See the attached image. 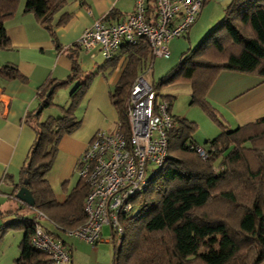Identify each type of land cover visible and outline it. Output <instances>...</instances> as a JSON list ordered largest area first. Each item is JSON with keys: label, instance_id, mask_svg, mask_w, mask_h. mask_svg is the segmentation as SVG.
<instances>
[{"label": "trees", "instance_id": "16d2710c", "mask_svg": "<svg viewBox=\"0 0 264 264\" xmlns=\"http://www.w3.org/2000/svg\"><path fill=\"white\" fill-rule=\"evenodd\" d=\"M19 2L0 0V49L9 47L4 25L14 17ZM24 2V12L48 28L64 0ZM149 8L153 11L152 6ZM120 48L127 60L111 102L124 132L128 90L137 73L154 59L143 39ZM223 70L264 78V0H231L222 20L152 84L157 96L168 101L169 110L172 98L160 94L159 89L175 83L187 84L190 104L200 107L220 132L201 145L208 155L202 160L194 149L199 146L194 140L196 124L172 115L174 125L167 132L165 163L135 197L133 212L120 218L122 243L117 248L113 245L112 264H264V117L234 130L222 125L205 93ZM0 75L23 79L12 66L2 67ZM76 76L77 67L73 65L71 77ZM60 85L49 82L40 88V109L52 105L47 96L49 87ZM86 87L87 82L77 85L70 95V105L60 117L34 125L36 138L20 171V187H26L34 200L30 209L42 213L45 218L41 219L53 230L42 225L35 215H16L14 220L2 223L0 241L11 229L23 232L13 264H50L45 254L31 246L35 222L64 244L58 231L66 233L85 220L87 185L79 179L66 201L59 205L45 176L60 138L78 126L73 112ZM228 217L234 220L232 225Z\"/></svg>", "mask_w": 264, "mask_h": 264}, {"label": "crops", "instance_id": "0c3cea01", "mask_svg": "<svg viewBox=\"0 0 264 264\" xmlns=\"http://www.w3.org/2000/svg\"><path fill=\"white\" fill-rule=\"evenodd\" d=\"M21 1L14 17L4 25L9 47L0 49V69L12 66L23 77L21 80L6 79L0 75V225L14 220L16 215L34 217L30 207L15 199L20 188L21 168L36 138L34 125L60 117L63 109L70 105V95L78 84L87 82L73 112L78 126L60 138L52 166L45 176L57 204H63L78 184L79 177L74 178L78 161L95 133L116 131L119 120L111 94L123 72L126 54L119 48L107 61L97 51H85L76 42L96 20L118 23L133 9V0H64L62 7L52 15L49 27L45 28L32 14L24 12L25 2L21 4ZM203 13L202 8L196 22L182 37L188 43H198L205 35L206 30L200 35L201 28L196 29L197 23L206 22ZM174 40L168 43L170 55L178 53L179 43ZM73 65L77 67L74 78L71 77ZM150 69L147 65L146 70ZM49 82L61 85L49 87L47 93L51 90L48 96L52 105L40 109L39 91ZM170 85L165 95L172 98L171 115L179 117L181 112L174 107L176 92L182 89L185 96H189L190 88L185 83ZM171 88L174 91L169 90ZM205 99L228 130L255 123L264 117V78L251 73L220 71L207 89ZM204 114L195 117L200 118L201 123L180 115L182 119L198 123L199 127L200 124L205 126V130L200 127L203 143L194 135L195 142L202 145L220 132L219 126L209 124ZM64 245L70 253V264H73L72 248L65 241Z\"/></svg>", "mask_w": 264, "mask_h": 264}, {"label": "built area", "instance_id": "2783aa9c", "mask_svg": "<svg viewBox=\"0 0 264 264\" xmlns=\"http://www.w3.org/2000/svg\"><path fill=\"white\" fill-rule=\"evenodd\" d=\"M205 1L133 0L130 14L118 23L96 20L83 31L76 45L110 60L122 44L136 45L143 39L153 59H167L168 43L187 34ZM151 6L153 11L149 10ZM124 108L125 131L121 123L114 132L97 131L77 165V175L88 187L85 220L66 233L91 246L101 242L104 227L120 242V218L133 212L135 197L146 189L167 157V132L174 125L169 103L157 96L144 74L131 84ZM194 149L198 157L207 159L203 146ZM34 214L36 219L45 218L40 212ZM30 242L47 256L50 264L70 263V253L63 242L51 237L39 223L34 224Z\"/></svg>", "mask_w": 264, "mask_h": 264}, {"label": "rangeland", "instance_id": "374dc122", "mask_svg": "<svg viewBox=\"0 0 264 264\" xmlns=\"http://www.w3.org/2000/svg\"><path fill=\"white\" fill-rule=\"evenodd\" d=\"M23 1L24 0L21 1V4L23 3ZM230 1L231 0H207L206 1L203 7V10H204L203 16L207 18L206 22H201L199 24L197 23L196 25V29L200 30L201 28V31H200L201 33L199 32L200 35H203L202 33L205 30L206 32L204 33L205 34L208 33V31L211 28L215 27L218 24V22L222 20L224 16V9L227 7ZM174 42L179 43L177 54L169 55L167 59L155 58L153 61L152 68L147 71H145L146 70L145 69L144 70L145 72L143 71L145 79L150 84L157 83L158 80L162 76H164L165 73L169 69L175 67L178 64L180 55L188 51L190 48H194L196 45L195 43H197V42H192V41L188 43L187 40L183 39L182 37L176 38ZM99 59L103 60V58H101L100 56H99ZM168 86L169 85H166L160 88L159 89L160 94L165 95L166 92L168 93V88H169ZM169 90L174 91V88H171ZM176 90H179V88L175 89V91ZM183 91L184 90L180 89V91L176 92L177 98L174 101L175 110L181 112L180 115L184 117L186 115L187 118H191V119H195L197 115L200 116V113L204 114L202 110L200 109V107L196 105H190V101H191L189 100L190 94L189 96L188 95L185 96V93ZM180 115L179 117L184 118ZM204 116L205 118H207L208 120L207 122H209V124L215 125V123L211 119H209L205 114ZM195 121L198 123H201L200 118H198V120L195 119ZM198 123H196V132H195L196 138L195 139H197L198 142L203 143V141L200 140V137H202L201 136L202 130L200 129V127L203 130H205V126L203 124H200V127H199ZM198 145L201 146L202 144L199 143ZM77 177L78 176L76 175L74 178L77 179ZM221 210L222 209H220L219 212L218 211L216 212L220 213ZM227 219L230 221L229 224L232 225L234 220L230 219V217H228ZM40 222L42 223V225H44L48 229L53 230V227L50 226L46 221L40 219ZM58 233L62 237V239L67 243V245H69L72 248L73 264H112L113 245L115 246V248H117L122 243V238L119 243L116 242L115 238H113L114 242L112 241L111 231L108 227L103 228L102 235H101L102 240L101 242L95 244L94 246L86 244L84 241L74 238L72 236H69L67 233L60 232V231H58ZM21 238H22V233H21V230L19 229H11L4 235V237L0 241V264H10L12 259L18 255L17 246Z\"/></svg>", "mask_w": 264, "mask_h": 264}, {"label": "water", "instance_id": "95a60500", "mask_svg": "<svg viewBox=\"0 0 264 264\" xmlns=\"http://www.w3.org/2000/svg\"><path fill=\"white\" fill-rule=\"evenodd\" d=\"M51 90H49V92L47 93V96L50 95ZM26 182H24L25 184ZM15 199H17L18 201H20L21 203L27 205L30 208L34 207V200L29 192V190L22 186L20 187L16 193H15Z\"/></svg>", "mask_w": 264, "mask_h": 264}]
</instances>
